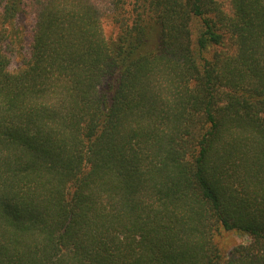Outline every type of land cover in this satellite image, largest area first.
Returning a JSON list of instances; mask_svg holds the SVG:
<instances>
[{
  "label": "trees",
  "instance_id": "trees-1",
  "mask_svg": "<svg viewBox=\"0 0 264 264\" xmlns=\"http://www.w3.org/2000/svg\"><path fill=\"white\" fill-rule=\"evenodd\" d=\"M98 2L0 0V264H264V0Z\"/></svg>",
  "mask_w": 264,
  "mask_h": 264
},
{
  "label": "rangeland",
  "instance_id": "rangeland-1",
  "mask_svg": "<svg viewBox=\"0 0 264 264\" xmlns=\"http://www.w3.org/2000/svg\"><path fill=\"white\" fill-rule=\"evenodd\" d=\"M98 1L99 0H97V2ZM221 1L226 3L227 0H221ZM101 7L106 9L105 6H101ZM31 25H32V23L28 25L27 31H29L31 29ZM103 28H104V33H105L107 38H110V39L115 38L117 31L113 27V25L110 23L109 20L105 19L103 21ZM15 68H16V64H15V60H13L10 70L13 71V70H15ZM217 242H218L219 247L222 249V251L227 253L233 247H235L239 244L246 243V238L238 236L236 234H232V233H225L221 237L217 238Z\"/></svg>",
  "mask_w": 264,
  "mask_h": 264
}]
</instances>
